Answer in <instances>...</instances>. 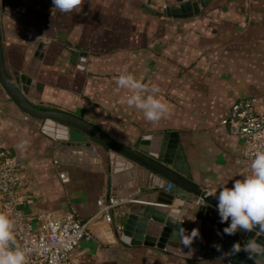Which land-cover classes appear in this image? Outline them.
<instances>
[{
	"label": "crops",
	"instance_id": "0c3cea01",
	"mask_svg": "<svg viewBox=\"0 0 264 264\" xmlns=\"http://www.w3.org/2000/svg\"><path fill=\"white\" fill-rule=\"evenodd\" d=\"M181 1L186 0H82L61 13L52 0H0L3 58L9 72L26 74L44 43L35 84L26 85L33 105L74 115L128 146L145 135L176 134L170 140L181 149L186 177L218 194L221 185L250 172L243 140L222 119L246 98H255V110L264 113V0H191L198 9L186 17L159 11ZM125 70L159 88L157 95L169 106L161 119L148 121L127 105L129 91L116 84ZM43 123L23 111L0 82V151L14 155L23 168L25 217L34 228L43 213L61 217L74 211L87 220L96 214L98 199L112 195L105 147L70 126V140L91 142L93 149H69L65 140L47 135ZM125 210L114 212L113 223L95 218L96 238L75 248L76 264H229L219 256L194 259L135 244L133 236L122 240L123 230L116 227H124Z\"/></svg>",
	"mask_w": 264,
	"mask_h": 264
},
{
	"label": "water",
	"instance_id": "95a60500",
	"mask_svg": "<svg viewBox=\"0 0 264 264\" xmlns=\"http://www.w3.org/2000/svg\"><path fill=\"white\" fill-rule=\"evenodd\" d=\"M194 8L198 9L197 3L188 0L181 1L178 7L165 4L159 11L168 16L186 17L192 14ZM144 9L156 13L150 7ZM45 48L44 43L39 46L26 74H20L18 70L9 72L4 62L0 37V82L23 111L44 120L43 131L47 135L60 139V142L65 140L62 141L65 145L72 146L69 149H93L91 142L85 144L70 140V126L83 131L105 147L112 195L133 197L136 200L125 206L126 219L121 239L131 242L134 237L135 244L156 246L194 259L213 255L229 264H254L248 258L249 253L244 250L245 244L251 240L258 248L264 246V230L254 227L251 232L223 234L227 222L220 223L216 198L209 196L207 191L186 177L188 169L181 149H178L176 142L173 143V139L170 140L176 134L162 135V138L160 134L145 135L138 145L128 146L74 115L41 110L33 105L25 94L26 85L35 84L33 80L37 76ZM197 198H201V201L197 202ZM180 227L187 233L193 229L199 230V235L190 246L179 242ZM236 243H239L241 250L233 253ZM261 264H264V260Z\"/></svg>",
	"mask_w": 264,
	"mask_h": 264
},
{
	"label": "built area",
	"instance_id": "2783aa9c",
	"mask_svg": "<svg viewBox=\"0 0 264 264\" xmlns=\"http://www.w3.org/2000/svg\"><path fill=\"white\" fill-rule=\"evenodd\" d=\"M255 102V98L235 102L229 115L221 121L232 134L243 140L244 156L250 164L256 152L264 151V113L255 110ZM60 177L63 182L68 181L65 173H61ZM23 183V168L17 158L1 150L0 213H5L12 220L14 243L10 246H18L26 251L27 264H76L72 257L75 248L81 241L96 238L91 229L95 218L104 217L108 223H113L117 209L136 201L133 197H100L96 214L87 220L79 218L74 211L61 217L43 213L34 228L20 208L23 204ZM200 201L201 198H197V202ZM116 228L123 230L120 224Z\"/></svg>",
	"mask_w": 264,
	"mask_h": 264
},
{
	"label": "clouds",
	"instance_id": "9594fccd",
	"mask_svg": "<svg viewBox=\"0 0 264 264\" xmlns=\"http://www.w3.org/2000/svg\"><path fill=\"white\" fill-rule=\"evenodd\" d=\"M82 3V0H52L53 8L61 13L71 12ZM119 88L129 91L126 103L142 111L148 121L161 119L169 110L167 102L157 95L159 88L149 87L126 70L116 78ZM209 196L216 198V211L220 223L227 222L223 234L234 235L238 231L251 232L254 227L264 230V151L256 152L250 164V172L241 179L232 180L231 186L221 185L218 194L215 190ZM179 242L190 246L199 235L198 229L187 233L179 228ZM14 243L12 220L0 213V264H27V253L24 249L10 244ZM239 243L233 245L232 252H239ZM248 258L254 264H261L264 260V246L257 247L251 240L245 244Z\"/></svg>",
	"mask_w": 264,
	"mask_h": 264
}]
</instances>
